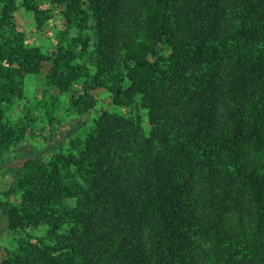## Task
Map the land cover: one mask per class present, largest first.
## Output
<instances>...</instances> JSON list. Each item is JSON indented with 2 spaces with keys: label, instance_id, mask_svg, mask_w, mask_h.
I'll return each mask as SVG.
<instances>
[{
  "label": "trees",
  "instance_id": "1",
  "mask_svg": "<svg viewBox=\"0 0 264 264\" xmlns=\"http://www.w3.org/2000/svg\"><path fill=\"white\" fill-rule=\"evenodd\" d=\"M54 2L90 30L78 51L24 47L12 11L36 0H0V154L23 135L3 104L24 76L48 63L68 92L88 75L78 57L93 83L116 78L112 102L145 108L150 130L104 112L74 152L27 159L0 202L24 257L4 264H264V0ZM87 93L70 96L79 114ZM186 170L193 189L178 180ZM64 220L74 232L52 244L26 235Z\"/></svg>",
  "mask_w": 264,
  "mask_h": 264
},
{
  "label": "rangeland",
  "instance_id": "2",
  "mask_svg": "<svg viewBox=\"0 0 264 264\" xmlns=\"http://www.w3.org/2000/svg\"><path fill=\"white\" fill-rule=\"evenodd\" d=\"M35 4L36 12L27 10L18 3L12 11V24L14 30L22 34L24 47H37L42 53L52 56L60 46L74 51L83 46L77 39H84L90 33L89 28L79 29L77 20L74 23L66 21L61 7L54 0H36ZM90 38L93 39L92 36ZM75 61L86 65L89 76L80 74L70 84L68 92H62L58 86L49 82L50 66L44 63L38 73L24 76L21 97L15 96L10 102L3 104L4 117L9 125L20 129L23 135L19 142L0 154V202L6 201L3 191L12 186L15 173L27 159L38 157L46 161L52 154L60 151L74 152L71 142L83 141L104 112L139 121L144 133L148 134L150 128L145 108L139 105L117 106L112 102L107 85L116 78H106L104 82L107 85L95 84L91 76L96 68L90 64L88 57H78ZM84 89L93 104L91 109L79 114L70 96L77 98L84 93ZM52 118L54 120H51ZM178 180L187 188L193 189L196 186L190 170L184 171ZM4 220L5 216L0 210V264L15 256L24 257L18 250V242L22 238L15 233L16 236L12 240L10 231L3 226ZM75 226L71 220H64L53 234L49 232V226L42 224L26 229V235L33 236L36 241L42 240L45 244H52L59 240L56 235H70ZM31 240L33 239L25 238L26 242ZM193 240L199 242L200 238L195 234Z\"/></svg>",
  "mask_w": 264,
  "mask_h": 264
}]
</instances>
